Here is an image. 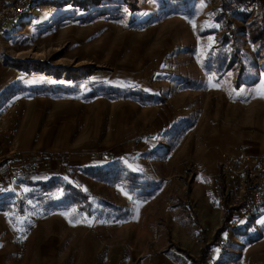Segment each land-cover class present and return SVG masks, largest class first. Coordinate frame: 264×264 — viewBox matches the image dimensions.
Masks as SVG:
<instances>
[{
	"label": "rangeland",
	"instance_id": "1",
	"mask_svg": "<svg viewBox=\"0 0 264 264\" xmlns=\"http://www.w3.org/2000/svg\"><path fill=\"white\" fill-rule=\"evenodd\" d=\"M227 1L2 24L0 264H264V201L233 202L221 164L264 154V0Z\"/></svg>",
	"mask_w": 264,
	"mask_h": 264
},
{
	"label": "built area",
	"instance_id": "2",
	"mask_svg": "<svg viewBox=\"0 0 264 264\" xmlns=\"http://www.w3.org/2000/svg\"><path fill=\"white\" fill-rule=\"evenodd\" d=\"M35 6V0H0V30L6 20L23 17ZM221 164L231 200L244 202L242 209L246 212L255 211L264 201V154H226Z\"/></svg>",
	"mask_w": 264,
	"mask_h": 264
},
{
	"label": "trees",
	"instance_id": "3",
	"mask_svg": "<svg viewBox=\"0 0 264 264\" xmlns=\"http://www.w3.org/2000/svg\"><path fill=\"white\" fill-rule=\"evenodd\" d=\"M243 3V0H229V1H227V5H230V6H236L237 4H242ZM232 7H230V8H232ZM73 170H75V168H73ZM26 172L27 173H29L28 172V169H26Z\"/></svg>",
	"mask_w": 264,
	"mask_h": 264
},
{
	"label": "snow or ice",
	"instance_id": "4",
	"mask_svg": "<svg viewBox=\"0 0 264 264\" xmlns=\"http://www.w3.org/2000/svg\"><path fill=\"white\" fill-rule=\"evenodd\" d=\"M262 83H264V82H262ZM74 211V210H73ZM262 223H264V221H262Z\"/></svg>",
	"mask_w": 264,
	"mask_h": 264
},
{
	"label": "crops",
	"instance_id": "5",
	"mask_svg": "<svg viewBox=\"0 0 264 264\" xmlns=\"http://www.w3.org/2000/svg\"><path fill=\"white\" fill-rule=\"evenodd\" d=\"M220 155V154H219ZM221 156H223V154H221Z\"/></svg>",
	"mask_w": 264,
	"mask_h": 264
}]
</instances>
